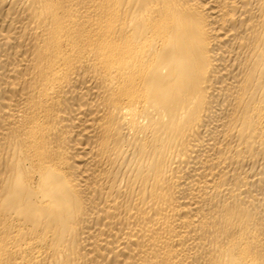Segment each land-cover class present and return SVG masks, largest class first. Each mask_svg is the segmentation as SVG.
<instances>
[{
  "label": "bare ground",
  "instance_id": "obj_1",
  "mask_svg": "<svg viewBox=\"0 0 264 264\" xmlns=\"http://www.w3.org/2000/svg\"><path fill=\"white\" fill-rule=\"evenodd\" d=\"M0 264H264V0H0Z\"/></svg>",
  "mask_w": 264,
  "mask_h": 264
}]
</instances>
